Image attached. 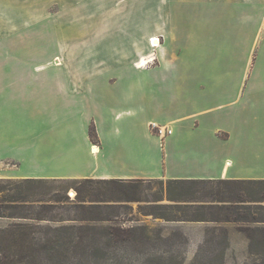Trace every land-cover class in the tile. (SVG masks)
<instances>
[{
    "label": "rangeland",
    "instance_id": "374dc122",
    "mask_svg": "<svg viewBox=\"0 0 264 264\" xmlns=\"http://www.w3.org/2000/svg\"><path fill=\"white\" fill-rule=\"evenodd\" d=\"M64 1L63 6V0H34L35 5L32 4V0H0V25L2 24L6 28V30L0 29V44L4 37L11 34L9 40L5 42V46L2 47L4 50L0 51V54H4L3 60H0V151L5 154L10 155L15 152L20 154L27 151L26 145L27 142H30L27 138L31 135L28 131L29 123L35 117L29 100L30 94L33 95L37 86H57L56 79L46 78L48 73L51 75L52 69L48 68V71L44 73L39 72L47 70L48 61L59 54L57 46L49 44L58 38V30L56 34L51 31L57 25L58 20H60V29L63 26L65 28L63 66L65 65L66 73L63 72L64 69H62V73H65L66 86L72 87L71 91L77 89L74 88L76 86H83V90L86 91L89 86L95 88V91L104 98V105L110 101L114 92L113 88L116 85L118 88L127 86L126 78L122 77L135 69L133 62L128 59L131 58L128 56L131 53L124 49L126 50L130 45L138 49L137 45L139 44L141 48H144L146 62H149V65H155L159 49L166 44V38L171 31L170 26L187 21L185 12L177 14L175 10L176 4L181 0ZM33 6H43V14L42 11H35L36 17L42 16L44 24H38V26L41 25L43 31L40 30V26L38 28L26 27L28 26L26 12H29ZM189 17L188 26H195V28L190 31L185 30V32L196 33L195 37L202 44L196 47L195 51H186L184 47L185 50L182 54L216 55L217 57L212 59L211 63H207L212 66V69L214 67V69L237 71L243 68L246 59L243 61L242 59L245 55L242 56L238 53L234 55L236 48L234 42L237 39L235 36L237 33L235 34L231 29L218 30L216 27V30L209 28L198 30L196 29L199 25L198 19L193 21V17H196L195 14L192 13ZM127 23L136 30L117 29L121 27V24L122 27H126ZM49 26L51 27L50 31L48 30ZM139 26L140 30L137 31ZM239 32L242 34L243 42L250 41V30L247 27L240 29ZM153 36L159 37V44L161 41L159 47L158 44L152 42L153 38L150 39ZM150 41L153 43L152 45ZM42 50L44 51L42 52ZM62 50L60 47V52ZM233 57L237 58V61H234ZM255 60L253 57L252 62L249 61V68H253ZM42 64L46 68L37 71L35 68ZM163 69L170 74L176 67L165 66ZM118 77L119 81L110 82ZM252 80L253 85L250 82L249 86L261 87L260 92L264 93V76L252 78ZM119 92L121 91L119 90ZM68 96L71 97V95ZM75 96H80V94ZM225 97V103L234 100L233 94H226ZM253 98L256 102L254 108L257 109L258 128H260L264 126V94H253ZM120 109L121 107H118L115 110ZM65 110L67 112H65L67 150L74 147L78 151L75 156L69 155L67 151L66 165L62 167L64 170L61 173L72 174V176L92 175L94 166L108 164L103 163L104 160L92 158V155H95L92 147H99L98 143H91L92 145L89 143V152L85 150L80 133L83 129L81 123L83 119L78 105L73 100L67 99ZM148 118L151 120L149 126H163L157 122L155 116L151 115ZM94 125L95 123H92L89 126V133L91 129L95 128ZM38 130L37 142L44 146L43 150H46L50 145L57 144V129H51L50 125H45V127L40 126ZM193 135L186 133L185 137L181 139L167 140V137H171L168 135L166 138L163 137L164 140H161L152 130L150 136L147 133H140L133 140L115 142V145L112 144L114 146L113 153L129 158L128 163H121L130 165L127 169L136 168L135 165L138 164L141 168L138 172L139 175H145V171L151 168L153 171L158 167L162 176L165 172L169 175L185 176L199 171H208L220 162L219 159L223 153L230 156L231 147L221 149L219 146L213 150L211 155H208L205 148L212 143L206 140L204 133ZM60 136V140H62V131ZM94 141H97L96 138ZM211 148L216 147L212 145ZM113 153L111 152L112 155ZM137 153L142 154V159L138 163ZM112 157L115 156H111L113 161ZM117 158L120 157H115V163L108 165L111 171H118V166H121ZM9 165L18 166L15 163H8V168ZM234 169L235 166L232 167V170ZM14 171L16 172V170ZM167 178L141 179L144 180V183L139 185L137 191L136 197L140 199L138 202L111 200L110 193L106 188L96 184L88 186L89 192L96 194L95 197L92 199L88 197L84 202L77 201V180H105L102 178L35 179L42 180L43 183L37 184V187L28 193L34 202L27 205L32 206L31 210L36 212L40 210V204H45L48 207L45 213L47 219L56 222L62 221V225L67 226L77 224L75 219L107 217L109 214L113 217L118 216L116 219L122 220L118 223L90 224L94 228L90 232L88 231V235L97 237L93 241L95 253L91 254L94 258L89 257L90 260H88L85 257L80 262L81 254L78 253L76 258L72 259V264H264V231L242 232L236 224L166 221L150 215L149 213L156 211L173 216L176 215L175 210L170 209L169 206L188 204L196 207L203 203L202 201L195 203L169 201L166 187H163L162 191L161 186L155 183V179L167 181ZM0 180L17 182L26 179L4 178ZM15 192L13 191L12 194ZM100 193L106 194V198L100 196ZM5 195L7 192H2L0 197ZM82 205L87 209L91 206L96 208L91 209V212H85L77 208ZM11 224V220L0 218V229L7 228ZM41 225L42 229L39 228L38 231H41L42 234H39L38 237L42 238L45 234L53 237V231L48 229L55 225L49 221ZM114 227H121L127 232L124 240L115 242L112 237H106L108 232H113ZM252 228L264 230V225H255ZM87 243L85 241V245Z\"/></svg>",
    "mask_w": 264,
    "mask_h": 264
},
{
    "label": "crops",
    "instance_id": "0c3cea01",
    "mask_svg": "<svg viewBox=\"0 0 264 264\" xmlns=\"http://www.w3.org/2000/svg\"><path fill=\"white\" fill-rule=\"evenodd\" d=\"M32 2L35 5L36 2L34 0ZM64 2L63 0V6ZM178 4L175 8L177 14L185 12L187 21L170 26L171 31L166 38V44L162 45L158 51V57L156 56L160 65L156 60L157 64L155 65H149L148 62L147 67L146 65L139 67L140 60L145 58L147 61V58L144 57V48H141L139 44L137 45L138 49L131 45L126 50L124 49L131 53L128 54L131 57L128 59L133 62L135 69L122 77L126 78L127 86L118 88L116 85L113 88L114 92L110 101H107L105 105L104 98L95 91V88L89 86L86 91L83 90V86H76L74 88L77 89L71 91L72 87L66 86L65 65L63 66L65 28L63 26L60 29V20L52 29L49 26L48 30L51 29L54 34L58 30V38L49 44L57 46L59 54L48 61L47 70L39 73L48 71V68L52 69L51 75L48 73L46 78L56 79L57 86H37L33 95L30 94L29 100L35 117L32 114L33 120L29 123L28 131L31 135L27 138L30 140L26 145L27 151L20 154L15 152L10 155L0 151V179L66 180L91 177L124 180L165 179L167 177V179L200 180L264 179V126L258 128L257 109L254 108L256 102L253 98V94L264 93L260 92L261 87L249 86L250 82L253 85L252 78L264 76V0H181ZM35 11H42L43 14V6H33L29 12H26L28 16L26 21L28 26L26 27L38 28L40 26V30L43 31V27L38 26V24H44L42 16L36 17ZM192 13L196 16L193 17V21L198 19L199 25L196 28L198 30L208 28L216 30V27L218 30L231 29L235 34L237 33L235 35L237 39L234 42L236 46L234 55L237 53L245 55L242 59V61L246 59L243 68L237 71L214 69V67L212 69V66L207 63H211L212 59L217 57L216 55L182 54L185 50L184 47L186 51H195V48L202 44L195 37L196 33L185 32V30L190 31L195 28V26L190 27L187 24L189 15ZM120 26L117 29L136 30L128 23L125 24L126 27H122V24ZM246 27L250 30V41L243 42L239 30ZM1 28L6 30L2 24ZM139 30L140 26L137 31ZM9 36L3 38L0 51L4 50L2 47L9 40ZM152 38L157 37L153 36L150 39ZM60 47L61 50L63 49L61 52ZM253 57L256 62L251 69L248 63L252 62ZM3 58L4 54H0L1 61ZM233 58L234 61H237V58ZM165 66L176 67V69L169 74L167 70L163 69ZM44 68L46 66L42 64L35 69L39 71ZM62 69L65 73H62ZM119 80L118 77L110 82ZM77 94L80 96L76 97ZM226 94H233L234 100L225 103ZM68 95H71L72 98ZM67 99L73 100L81 109L83 129L80 133L85 150L89 152L88 144L92 143L89 126L95 123L100 151L98 154L92 155V158L104 160L103 163L106 162L109 165L115 163V157H120L117 158L121 165L118 166V171H111L108 165L99 164L94 166V173L89 176H72V174L61 173L64 170L62 167L66 165L67 151L71 156H75L78 151L74 147L67 150L65 136ZM118 107L121 109L115 110ZM151 115L155 116L157 122L161 123L163 127L172 131L171 137H164L167 140L181 139L185 137L186 133L194 134L193 136L204 133L206 140L212 143L211 145L208 143L209 146L205 148L208 155H211L213 150L219 146L221 149L231 147L230 156L223 153L222 158L219 159L220 162L208 171H199L185 176L169 175L167 172L162 176L158 167L153 171L152 168L145 171V175H139L138 172L141 168L138 164L135 165L136 168L127 169L130 165L121 163L127 162L129 158L115 155L112 144L121 140H133L140 133H147L150 136L152 129L149 126L151 120L148 117ZM45 125H50L51 129L58 130V140L57 144L50 145L46 150H43L44 146L37 140L39 137L38 128L45 127ZM61 131L62 140H60ZM159 138L164 140V138ZM212 145L216 148H211ZM111 156H115L112 157L113 161ZM136 158L138 163L142 159V154L137 153ZM8 163H15L18 166L9 165L8 168ZM234 166L235 169L232 170ZM257 174L262 176H250Z\"/></svg>",
    "mask_w": 264,
    "mask_h": 264
},
{
    "label": "trees",
    "instance_id": "16d2710c",
    "mask_svg": "<svg viewBox=\"0 0 264 264\" xmlns=\"http://www.w3.org/2000/svg\"><path fill=\"white\" fill-rule=\"evenodd\" d=\"M92 143H98L95 128L90 130ZM95 134V135H94ZM96 138L97 141H94ZM153 181V180H150ZM155 183L167 189L169 201L176 203L203 202L198 206L175 204L169 206L174 209L176 215L152 211L149 213L155 218L166 221L178 222H210L217 224H236L242 232L264 231L252 228L255 225H264V180H200V179H168L167 181L155 179ZM42 180L26 179L20 181L0 180V218L9 219L12 224L0 229V264H72V259L80 253L81 262L90 260L92 252L95 253L93 241L97 237L88 235L94 227L92 223H118L116 217H84L75 219V225H62V221L56 222L47 219L45 213L48 207L39 205V211L33 212V208L27 205L34 200L28 194ZM77 201L84 202L86 198L92 199L96 194L89 192L88 186L100 185L110 193L111 200L119 202L139 201L136 197L139 185L144 183L141 179H105V180H77ZM13 191H16L12 194ZM104 199L106 194L100 193ZM105 195V197H104ZM91 197V198H90ZM77 208L85 212H91L95 206L87 209L83 205ZM52 223L55 227H49L53 231V237L38 231L44 222ZM42 229V228H41ZM113 232L106 235L113 241H122L127 232L121 227H114ZM85 241L88 243L85 245ZM71 253V255H70ZM94 258V257H93Z\"/></svg>",
    "mask_w": 264,
    "mask_h": 264
},
{
    "label": "built area",
    "instance_id": "2783aa9c",
    "mask_svg": "<svg viewBox=\"0 0 264 264\" xmlns=\"http://www.w3.org/2000/svg\"><path fill=\"white\" fill-rule=\"evenodd\" d=\"M154 58H155V56H154ZM153 60H154V59H153ZM153 60H152V61H153ZM151 129H152L155 133H157V135H158L159 137H161V138L166 137V136H168V135H170V134L172 133V131H171L169 128H167V127H163V126L152 125V126H151Z\"/></svg>",
    "mask_w": 264,
    "mask_h": 264
},
{
    "label": "bare ground",
    "instance_id": "6f19581e",
    "mask_svg": "<svg viewBox=\"0 0 264 264\" xmlns=\"http://www.w3.org/2000/svg\"><path fill=\"white\" fill-rule=\"evenodd\" d=\"M158 39L159 38H153V40H152V42L154 43V44H158V47H159V45L161 44V41H160V44H159V42H158ZM160 40V39H159ZM151 42V41H150ZM151 42V45L153 44ZM155 48V47H154ZM146 59L145 58H143L142 59V61L140 62V64H138V66L139 67H143V66H145L146 65ZM92 151H93V154H98L99 153V151H100V149L97 147V146H93L92 147Z\"/></svg>",
    "mask_w": 264,
    "mask_h": 264
}]
</instances>
